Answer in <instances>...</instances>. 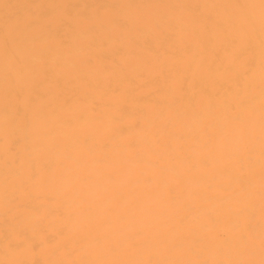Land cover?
<instances>
[{
  "label": "bare ground",
  "instance_id": "bare-ground-1",
  "mask_svg": "<svg viewBox=\"0 0 264 264\" xmlns=\"http://www.w3.org/2000/svg\"><path fill=\"white\" fill-rule=\"evenodd\" d=\"M13 1L0 2V264H264V2L245 30L224 0H166L137 28L158 0L73 1L80 25L17 24ZM181 10L206 35L193 26L186 55L170 45L168 74L153 42L133 47ZM125 46L143 72L116 65ZM61 47L89 67L68 69Z\"/></svg>",
  "mask_w": 264,
  "mask_h": 264
},
{
  "label": "rangeland",
  "instance_id": "rangeland-1",
  "mask_svg": "<svg viewBox=\"0 0 264 264\" xmlns=\"http://www.w3.org/2000/svg\"><path fill=\"white\" fill-rule=\"evenodd\" d=\"M3 0H0L2 2ZM77 4L79 0H27L26 2L20 0H14V12L18 11L21 8V15L16 14L18 22L17 24H22L28 18V15L31 16L33 14H38L40 18V22H46L54 19H60L62 22H68L69 20H73L77 25L82 24L83 22V15H81L82 7L80 5L74 6V8H69L68 5L73 2ZM95 1V0H92ZM107 3L114 4L117 0H105ZM121 6H128L125 7L127 9H134L133 6L123 4L121 0ZM264 0H233V3H229L228 0H224V4L227 6V15L231 21V26L241 27L245 30H249V21L248 18L259 17L260 18V3ZM16 2V3H15ZM97 2H101V0H97ZM40 3V4H38ZM166 4V0H158L156 3H150L147 6H144L140 12V18L137 20L138 23L135 25L137 28L140 23H145L148 25V15L151 13L155 8L162 7V5ZM90 6H94V3L91 2ZM114 7H105L101 11L100 17L102 19H106L110 14H112V10ZM28 14V15H27ZM179 24L177 26L170 25L167 21H160V22H153L151 23L152 27L159 28L156 30V34L154 37L149 38H141L138 44L135 43L133 47L135 50H146L148 51V47H150V41L154 44V56H159V59L162 60L166 65L164 68L166 69V73L170 74V66H167L169 63V58H171V49L175 43V41L179 42V49L182 54L186 55L182 48L183 45H192L198 44L196 43L195 39V31L192 30L193 26H197L200 29V38L206 35V24L203 22H191L189 19V12L188 10H181L179 12ZM200 23V24H199ZM66 29L68 28L67 25L64 26ZM211 27L213 28L215 34L221 38L224 35L225 29L219 26L218 24H212ZM125 28V27H121ZM162 30L166 33L162 34ZM79 40L83 41V37H80ZM56 41V40H55ZM34 43V42H33ZM32 43V44H33ZM54 41H49L48 43H40L41 46L45 44H53ZM31 44V45H32ZM33 47L37 48L38 43H34ZM63 51V56L67 60H69L72 64L69 65L68 69L73 70L74 68H81L87 69L89 65L84 61V58L78 55L70 54L65 50L66 47H61ZM128 46H125L123 49L118 51L114 50L115 53V60L116 65L120 66L121 70L126 72H132L135 69H140L143 72L144 69V61L141 59L135 52ZM85 57V56H84ZM40 65V61L36 63ZM110 65V61H106V66ZM43 101L42 99L38 100V104ZM60 119H64L65 112L63 110L58 112ZM125 140V139H124Z\"/></svg>",
  "mask_w": 264,
  "mask_h": 264
}]
</instances>
